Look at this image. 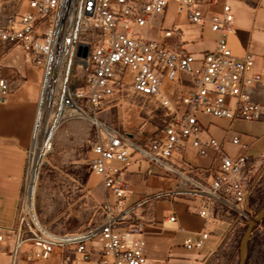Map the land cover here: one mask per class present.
Instances as JSON below:
<instances>
[{
	"label": "built area",
	"instance_id": "1",
	"mask_svg": "<svg viewBox=\"0 0 264 264\" xmlns=\"http://www.w3.org/2000/svg\"><path fill=\"white\" fill-rule=\"evenodd\" d=\"M170 4L176 18L208 23L216 35L200 59L188 53L177 22L163 28ZM233 31L228 0H0V104L9 92L1 60L12 49L40 75L15 222L0 227V264H146L147 213L162 200L196 203L203 229L184 239L187 251L202 250L219 227L232 234L247 225L264 185V152L250 153L233 125L264 124V59L254 70L251 54L234 57L227 44ZM126 89L163 113L153 136L137 139L100 120L104 104L122 100ZM200 116L227 125L221 141ZM83 117L96 130L89 173L112 202L95 204L98 216L86 227L59 234L37 212L40 172L56 132ZM189 146L208 165L187 160ZM143 162L170 175L172 186L130 204L124 173Z\"/></svg>",
	"mask_w": 264,
	"mask_h": 264
},
{
	"label": "crops",
	"instance_id": "2",
	"mask_svg": "<svg viewBox=\"0 0 264 264\" xmlns=\"http://www.w3.org/2000/svg\"><path fill=\"white\" fill-rule=\"evenodd\" d=\"M228 5L234 18V31L227 38L228 47L236 58L251 54L254 58V70H258L262 59H264V0H228ZM202 10L205 12V9ZM210 10L214 13L220 12L219 7H214ZM174 22L178 23L185 40L191 43L188 53L194 55L196 59H200L204 52L213 49L216 35L210 30L208 23L203 26H196L190 24L185 17L176 18L175 15L171 25ZM14 50L20 49H12L9 53ZM7 55L1 60V65L7 69L6 72L9 74L13 73L18 78L14 80V77H11V80H9L7 79L9 74L5 75V78L9 81V92L6 95L5 102L0 104L1 228L12 227L15 222L24 173L26 149L29 145L40 80L39 72L26 64L23 58L21 65H14L13 67L7 64L4 65ZM198 64L196 62L194 65L197 66ZM219 122L225 126V130L227 125L222 121ZM238 122L242 121L235 122L233 130ZM254 124L264 126V124ZM206 129L208 134L211 131H219L210 127ZM221 130L218 141H221L224 137V133L222 135L223 130ZM235 132L241 135L242 140L249 146L250 153H254L252 147L256 143L257 138L239 131ZM184 156L187 160L192 161L194 166H206L209 163V159L197 158L190 146ZM176 164L181 170H187L184 165L179 164L177 161ZM149 169L153 172L151 176L147 175ZM172 180L170 175L162 174L158 169L146 162L134 165L124 173L129 203H135L147 194L171 188ZM68 189H101V194L99 192L96 193L97 197L91 194V203L87 204L88 206L92 204L90 206L91 209L89 208L91 212L93 206L97 203H102L105 200L112 202L110 192L103 190L100 179L92 174L87 177L82 185L77 180H71ZM101 197L102 199H100ZM85 198L88 199L87 196ZM159 205H165L161 215L157 213ZM195 207L196 203L194 201L185 198L162 200L152 205L147 213V218L151 223L146 225L143 230L146 244V264H207L209 262L224 235V231H221V228L225 230V227H219L218 230L211 233L202 250H185L182 246L184 239L203 229V221L195 215ZM171 215L175 216L176 221L174 223L167 221V218ZM93 220L94 217L91 216L89 220L86 219L85 224H81L80 227L73 228L68 232L82 229Z\"/></svg>",
	"mask_w": 264,
	"mask_h": 264
},
{
	"label": "rangeland",
	"instance_id": "3",
	"mask_svg": "<svg viewBox=\"0 0 264 264\" xmlns=\"http://www.w3.org/2000/svg\"><path fill=\"white\" fill-rule=\"evenodd\" d=\"M173 7L170 4L166 11L163 28H168L172 23ZM22 58L21 50H14L7 55L4 65L7 64L10 67L21 65ZM1 69L2 77L9 74L2 65ZM11 77H14V80L18 78L12 73L7 79L11 80ZM108 102L104 104L103 111L99 114L100 120L134 135L137 139L151 137L160 130L159 124L163 113L156 109L154 104L134 96L130 89H126L124 99L119 101L112 99ZM199 120L205 128L219 130L210 133L215 139L220 136L221 129L225 132V126L218 120L205 116H200ZM234 131L255 136L257 139L252 151L264 152V126L238 122ZM95 138L94 126L83 120L69 122L56 132L54 151L48 156L45 166L41 169L36 193V208L40 220L55 233H66L85 224L86 219L89 220L91 216L94 220L98 216L93 209L92 212L90 211L92 204L89 206L87 204L91 203V194L97 197L96 193H100L101 189H68L71 180H77L82 185L91 175L88 170V160L91 156L90 146ZM250 203L251 218H253L264 207V185ZM164 208L165 205H159L157 213L161 215ZM246 227L247 225L239 227L232 234H224L220 245L207 264H238L240 241ZM221 231H225L224 228H221ZM246 264H264V220L254 228L251 234Z\"/></svg>",
	"mask_w": 264,
	"mask_h": 264
},
{
	"label": "water",
	"instance_id": "4",
	"mask_svg": "<svg viewBox=\"0 0 264 264\" xmlns=\"http://www.w3.org/2000/svg\"><path fill=\"white\" fill-rule=\"evenodd\" d=\"M263 219H264V207L255 217L251 218L247 224V227L240 241L238 264H245L248 242L250 240L251 234L254 228L258 226Z\"/></svg>",
	"mask_w": 264,
	"mask_h": 264
},
{
	"label": "bare ground",
	"instance_id": "5",
	"mask_svg": "<svg viewBox=\"0 0 264 264\" xmlns=\"http://www.w3.org/2000/svg\"><path fill=\"white\" fill-rule=\"evenodd\" d=\"M82 120H83V121H88L89 123H93V120H91V119L88 118V117H83ZM52 149H53V151H54V148H52Z\"/></svg>",
	"mask_w": 264,
	"mask_h": 264
},
{
	"label": "trees",
	"instance_id": "6",
	"mask_svg": "<svg viewBox=\"0 0 264 264\" xmlns=\"http://www.w3.org/2000/svg\"><path fill=\"white\" fill-rule=\"evenodd\" d=\"M264 220V219H263ZM262 220V221H263ZM249 242H250V240H249ZM249 242H248V246H249ZM247 251H248V249H247ZM246 260H247V253H246ZM246 260H245V264H246Z\"/></svg>",
	"mask_w": 264,
	"mask_h": 264
}]
</instances>
